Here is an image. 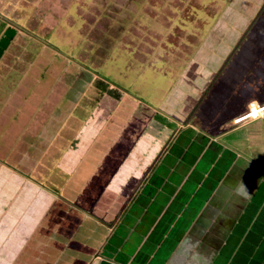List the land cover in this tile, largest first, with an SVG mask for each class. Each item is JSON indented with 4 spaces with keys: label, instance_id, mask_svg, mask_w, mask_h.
Returning <instances> with one entry per match:
<instances>
[{
    "label": "crops",
    "instance_id": "crops-1",
    "mask_svg": "<svg viewBox=\"0 0 264 264\" xmlns=\"http://www.w3.org/2000/svg\"><path fill=\"white\" fill-rule=\"evenodd\" d=\"M216 18L163 101L153 85L151 100L138 99L95 77L100 95L88 108L52 131L24 128L17 144L0 109V132L10 134L0 136V264H244L260 255L264 112L242 118L264 105V0H230ZM255 29L259 39L243 45Z\"/></svg>",
    "mask_w": 264,
    "mask_h": 264
},
{
    "label": "rangeland",
    "instance_id": "rangeland-1",
    "mask_svg": "<svg viewBox=\"0 0 264 264\" xmlns=\"http://www.w3.org/2000/svg\"><path fill=\"white\" fill-rule=\"evenodd\" d=\"M229 1L0 0V69L11 59L0 72V100H8L7 104L0 103V109L2 127L12 130L10 141L17 144L28 126H32V136L45 127L52 131L78 105L86 107L90 95H100L93 85L102 88L101 79L146 100L153 96L147 89L153 85L155 93L159 92L154 100L163 101L196 55L206 29ZM253 31L246 32L243 45L252 46L254 39H259L255 36L258 30ZM244 57L241 53L237 60ZM95 77L96 84L92 83ZM110 83L104 89L111 91ZM209 90L203 92V98ZM140 113L146 116V112ZM13 120L20 126L16 139ZM4 132L0 136L8 139L10 134ZM186 133L181 131L171 143ZM240 134L232 133L225 141L234 144L233 139ZM200 136L192 139L197 141ZM205 158L204 154L203 164ZM211 167L214 170L217 165ZM214 178L211 176V183L216 182ZM257 222L264 224V209ZM262 251L264 248L260 255ZM260 255L251 260L243 257L244 264H260Z\"/></svg>",
    "mask_w": 264,
    "mask_h": 264
},
{
    "label": "bare ground",
    "instance_id": "bare-ground-1",
    "mask_svg": "<svg viewBox=\"0 0 264 264\" xmlns=\"http://www.w3.org/2000/svg\"><path fill=\"white\" fill-rule=\"evenodd\" d=\"M262 113L260 112V110L258 109V106H257V104L255 103L254 105H253V112L250 114V115H248L247 117H257V116H259V115H261ZM244 118H246V116L245 117H243L242 119H244ZM240 121V120H239Z\"/></svg>",
    "mask_w": 264,
    "mask_h": 264
},
{
    "label": "built area",
    "instance_id": "built-area-1",
    "mask_svg": "<svg viewBox=\"0 0 264 264\" xmlns=\"http://www.w3.org/2000/svg\"><path fill=\"white\" fill-rule=\"evenodd\" d=\"M253 103L251 104V106H250V110H249V112L248 113H246L243 117H247L248 115H250L252 112H253ZM258 106V109L260 110V112L261 113H263L264 112V105H257ZM242 117H240V118H238L237 120H239V119H241Z\"/></svg>",
    "mask_w": 264,
    "mask_h": 264
},
{
    "label": "trees",
    "instance_id": "trees-1",
    "mask_svg": "<svg viewBox=\"0 0 264 264\" xmlns=\"http://www.w3.org/2000/svg\"><path fill=\"white\" fill-rule=\"evenodd\" d=\"M262 264H264V261L262 262Z\"/></svg>",
    "mask_w": 264,
    "mask_h": 264
}]
</instances>
